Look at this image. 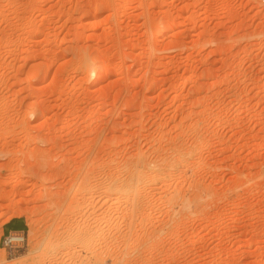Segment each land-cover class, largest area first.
Here are the masks:
<instances>
[{
  "label": "rangeland",
  "instance_id": "obj_1",
  "mask_svg": "<svg viewBox=\"0 0 264 264\" xmlns=\"http://www.w3.org/2000/svg\"><path fill=\"white\" fill-rule=\"evenodd\" d=\"M16 216L0 264H264V4L0 0Z\"/></svg>",
  "mask_w": 264,
  "mask_h": 264
},
{
  "label": "built area",
  "instance_id": "obj_2",
  "mask_svg": "<svg viewBox=\"0 0 264 264\" xmlns=\"http://www.w3.org/2000/svg\"><path fill=\"white\" fill-rule=\"evenodd\" d=\"M260 4H264V0H256ZM27 231V230H26ZM26 231H11L2 237L1 247L8 251V254L22 250L27 244Z\"/></svg>",
  "mask_w": 264,
  "mask_h": 264
},
{
  "label": "crops",
  "instance_id": "obj_3",
  "mask_svg": "<svg viewBox=\"0 0 264 264\" xmlns=\"http://www.w3.org/2000/svg\"><path fill=\"white\" fill-rule=\"evenodd\" d=\"M27 230V223L25 218L16 216L11 219H8L3 222L1 226V235H0V243L2 241V237L8 234L11 231H26ZM0 248L1 245H0ZM3 249V248H2ZM6 253L8 251L4 250Z\"/></svg>",
  "mask_w": 264,
  "mask_h": 264
},
{
  "label": "bare ground",
  "instance_id": "obj_4",
  "mask_svg": "<svg viewBox=\"0 0 264 264\" xmlns=\"http://www.w3.org/2000/svg\"><path fill=\"white\" fill-rule=\"evenodd\" d=\"M158 37H159V36H158ZM131 174H132V173H131ZM10 177H11V176H10ZM132 177H133V176H132ZM131 179H132V178H131ZM127 182H128V181H127ZM118 184H119V182H118ZM110 185H111V184H110ZM121 185H122V184H121ZM112 186H113V185H112ZM124 187H126V186H124ZM124 187H123V185H122L121 188L124 190V189H125ZM118 188L121 190L120 187H118ZM130 188H131V187H130ZM130 188H129V189H130ZM127 189H128V188H127ZM121 191H122V190H121ZM125 191H126V190H125ZM125 191H124V192H125ZM127 191H128V190H127ZM127 191H126V192H127ZM126 194H127V193H126ZM29 218H30V217H29ZM30 220H31V219H30ZM29 227H30V226H29ZM89 227H90V226H89ZM87 229H88V230L85 231V232L82 233V234L89 236V235L91 234V233H90L91 230H90L89 228H87ZM91 235H92V234H91ZM103 242H104V241H103ZM98 244L100 245V243H98ZM99 245H98V247H100ZM104 245H105V244H104ZM87 246L90 248L92 245H91L90 243H88ZM101 248H102V247H101ZM84 262H86V261H84Z\"/></svg>",
  "mask_w": 264,
  "mask_h": 264
}]
</instances>
